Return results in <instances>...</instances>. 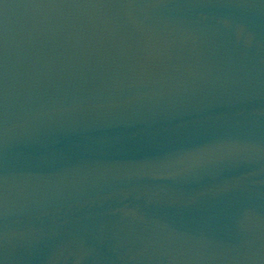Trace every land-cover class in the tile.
Segmentation results:
<instances>
[{
	"label": "water",
	"instance_id": "95a60500",
	"mask_svg": "<svg viewBox=\"0 0 264 264\" xmlns=\"http://www.w3.org/2000/svg\"><path fill=\"white\" fill-rule=\"evenodd\" d=\"M0 264H264V0H0Z\"/></svg>",
	"mask_w": 264,
	"mask_h": 264
}]
</instances>
